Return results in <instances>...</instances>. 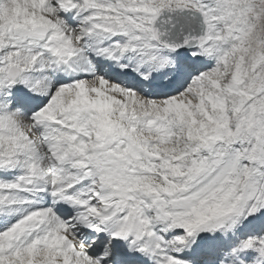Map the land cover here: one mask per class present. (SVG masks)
Here are the masks:
<instances>
[{
    "label": "snow or ice",
    "instance_id": "6c2138e0",
    "mask_svg": "<svg viewBox=\"0 0 264 264\" xmlns=\"http://www.w3.org/2000/svg\"><path fill=\"white\" fill-rule=\"evenodd\" d=\"M0 264H264V0H0Z\"/></svg>",
    "mask_w": 264,
    "mask_h": 264
}]
</instances>
